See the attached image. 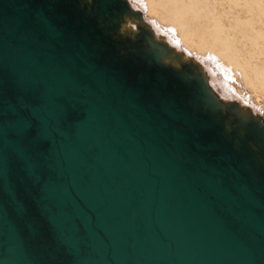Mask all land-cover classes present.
I'll list each match as a JSON object with an SVG mask.
<instances>
[{
    "label": "water",
    "instance_id": "95a60500",
    "mask_svg": "<svg viewBox=\"0 0 264 264\" xmlns=\"http://www.w3.org/2000/svg\"><path fill=\"white\" fill-rule=\"evenodd\" d=\"M0 264H264V119L128 0H0Z\"/></svg>",
    "mask_w": 264,
    "mask_h": 264
},
{
    "label": "bare ground",
    "instance_id": "6f19581e",
    "mask_svg": "<svg viewBox=\"0 0 264 264\" xmlns=\"http://www.w3.org/2000/svg\"><path fill=\"white\" fill-rule=\"evenodd\" d=\"M128 1L157 35L204 67L221 97L264 119V0Z\"/></svg>",
    "mask_w": 264,
    "mask_h": 264
},
{
    "label": "rangeland",
    "instance_id": "374dc122",
    "mask_svg": "<svg viewBox=\"0 0 264 264\" xmlns=\"http://www.w3.org/2000/svg\"><path fill=\"white\" fill-rule=\"evenodd\" d=\"M139 9V8H138ZM142 12H143V14H144V11L142 10ZM181 48L183 49V50H185L182 46H181ZM196 57V56H195ZM241 100H243L241 97H239ZM244 101V100H243ZM245 102V101H244ZM246 103V102H245ZM248 104V103H247ZM249 105V104H248ZM251 106V105H250ZM256 110V109H255ZM257 112H259L261 115H263L259 110H256Z\"/></svg>",
    "mask_w": 264,
    "mask_h": 264
}]
</instances>
